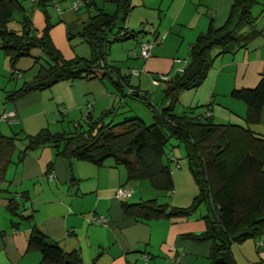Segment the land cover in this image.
<instances>
[{
  "label": "crops",
  "instance_id": "0c3cea01",
  "mask_svg": "<svg viewBox=\"0 0 264 264\" xmlns=\"http://www.w3.org/2000/svg\"><path fill=\"white\" fill-rule=\"evenodd\" d=\"M129 1V9L119 26L141 32L107 44L104 60L110 68L125 75L129 85L147 94L153 91L147 95L149 100L160 102L163 83H151V78L182 67L189 44L208 25L216 29L224 24L232 0ZM17 2L21 10L11 12L7 28L18 32L23 16L37 33L48 23V36L64 59L88 57L90 48L83 29L89 18L97 9L107 14L115 11L114 3L104 0H84L75 8L73 0ZM249 14L250 27L255 31L253 38L243 47L215 57L201 84L178 94L174 111L193 109L196 114L208 112L214 123L244 125L246 106L229 93L233 89L252 88L264 76V0H253ZM149 40L154 44L148 57L129 54L138 51L141 41ZM37 54L33 50V55ZM15 67L20 76L12 78L0 51V113L15 112L12 122H0V133L4 135L22 137L42 128L52 133L68 132L84 114L94 118L110 107L114 111L107 120L113 123L132 115L145 124L144 120L151 122L150 112L145 110L142 115L133 112L138 99L120 96L113 83L117 79L114 73H110L111 77L64 80L8 99L7 92L33 76L36 62L23 57ZM248 127L264 136V106L258 121L248 123ZM21 148L22 141L10 153L0 181V264L40 261V251L28 246L32 228L64 252L78 253L83 264H207L210 242L193 239L205 229L199 212L140 219L122 208L123 202L150 198L167 206H187L195 187V184L191 187L194 182L187 169L185 172L172 169V196L168 197L147 179L128 178L125 168L111 160L97 165L67 158L48 144L25 151ZM172 151L169 149L167 155L173 154ZM117 188H126L130 193L117 197ZM160 191L164 193L163 199L159 198ZM91 215H101L105 222L88 220ZM231 253L236 264H264V244L256 248L253 239L232 244Z\"/></svg>",
  "mask_w": 264,
  "mask_h": 264
},
{
  "label": "trees",
  "instance_id": "16d2710c",
  "mask_svg": "<svg viewBox=\"0 0 264 264\" xmlns=\"http://www.w3.org/2000/svg\"><path fill=\"white\" fill-rule=\"evenodd\" d=\"M104 1L113 2L115 11L107 14L97 9L89 18L83 29L89 56L64 59L48 36V23L37 33L23 16L19 31L9 30L6 23L11 12L20 11L21 6L17 0H0V51L11 70L10 77L20 76L15 67L20 58L31 57L36 62L33 76L7 92L6 97L14 99L64 80L111 77L110 73H114L117 79L113 83L120 96H134L145 104L151 122L145 124L132 115L113 123L107 120L114 111L110 107L97 117L86 116L83 124L77 122L68 132L52 133L42 128L22 137L0 133V181L16 142L22 141L21 151L48 144L67 158L97 165L110 159L125 168L128 178L147 179L155 189L168 191L172 188L171 171L178 161L175 157L171 160L167 151L182 146L186 168L197 189L191 203L175 207L150 198L123 202V211L140 219L184 216L203 202L205 208L198 214L205 229L193 239L210 242L207 264H236L232 244L246 239H253L256 248L264 244L256 245L258 239L264 240V136L248 127V123L258 121L264 106V76L252 88L233 89L229 93L246 106L244 125L214 123L208 115L196 114L193 109L177 113L174 106L181 91L201 84L215 57L233 52L253 38L255 31L250 27L249 14L253 0H232L224 24L216 29L208 25L189 44L181 71L175 68L164 80L158 79L159 74L151 78L163 83L161 99L156 104L150 102L146 91L129 85L125 75L106 64L107 44L126 36L135 37L141 31L130 32L119 26L129 9V0ZM33 50H37V56ZM171 139L175 143L168 149ZM28 246L40 251L37 264H83L78 253L64 252L35 228L30 231Z\"/></svg>",
  "mask_w": 264,
  "mask_h": 264
},
{
  "label": "built area",
  "instance_id": "2783aa9c",
  "mask_svg": "<svg viewBox=\"0 0 264 264\" xmlns=\"http://www.w3.org/2000/svg\"><path fill=\"white\" fill-rule=\"evenodd\" d=\"M51 1H54V0H51ZM84 0H73L72 2V7L75 8L77 7L79 4L83 3ZM154 44V41L152 40H149V41H141L139 43V49H138V52L137 53H134V52H130L131 55L133 54H136L138 57L140 58H146L149 56V51L151 49V47L153 46ZM176 71H181V68L178 67L176 68ZM132 73L136 74L137 72L136 71H132ZM158 79H166V76L164 74H159L158 75ZM152 83H156V79H152L151 80ZM206 115H208V112L205 113ZM15 112L13 110H5L3 112L0 113V122H5V123H10L12 122L14 119H15ZM170 159L173 160L174 157L171 155L170 156ZM178 165L175 164V167H177ZM130 193V190L126 189V188H117L115 190V195L117 197H124V196H128ZM90 221H94V222H105V219L103 216L101 215H98V216H94V215H91L89 216V219ZM264 242V240L261 238V239H258L256 241V245H261L262 243Z\"/></svg>",
  "mask_w": 264,
  "mask_h": 264
},
{
  "label": "rangeland",
  "instance_id": "374dc122",
  "mask_svg": "<svg viewBox=\"0 0 264 264\" xmlns=\"http://www.w3.org/2000/svg\"><path fill=\"white\" fill-rule=\"evenodd\" d=\"M129 40H131V39H126V40H124V41H129ZM123 41V42H124ZM116 43H118V42H116ZM113 44V43H112ZM17 63V62H16ZM16 65V64H15ZM173 71H175V68H174V70ZM173 71H171V72H169L168 73V76H170V75H172V73H173ZM35 72V71H34ZM167 75V74H166ZM28 78H30V77H28ZM16 80V79H15ZM18 81H20L21 82V80H20V78H18ZM160 86V85H159ZM159 86H157V87H159ZM152 94L153 93V91L152 92H148V94ZM0 94H1V92H0ZM147 94V95H148ZM152 103H154V104H156V103H158L157 101L158 100H150ZM140 103V104H139ZM139 103H137L136 105H134V107H133V112H136V113H139L140 115H142L143 114V112L146 110V111H148V112H150L149 111V109H148V107L145 105V104H143L141 101H139ZM197 112H199V110H197ZM86 117V115L84 114L83 116H82V118L80 119V123H84V118ZM145 122H146V124L147 123H149V121L148 120H144ZM1 123H5V122H1ZM20 142L19 141H17L16 142V144H19ZM174 144L175 143V140H173V139H171L170 141H169V143H168V149H169V146L170 145H172V144ZM172 153L173 154H171L173 157H175V158H177V160L176 161H178L177 162V164H178V166L177 167H175L174 169L175 170H183V172H185L186 171V165H185V159H184V157H183V155H184V151H183V148H182V146H177V147H173L172 148ZM108 160H110V159H108ZM173 169V170H174ZM188 171V170H187ZM192 186H194V183L193 184H191V187ZM196 191H197V189H196V186L195 187H193V195L192 196H194L195 195V193H196ZM165 193H166V195L168 196V197H170V196H172V194H171V191L170 190H168V191H165ZM164 193L162 192V191H160L159 192V198L161 199L162 198V195H163ZM192 198L193 197H191L190 198V202L189 203H191V201H192ZM163 199V198H162ZM188 203V204H189ZM204 203L203 202H200L199 204H197V206L195 207V210H193L192 211V213H197V212H203V210H204Z\"/></svg>",
  "mask_w": 264,
  "mask_h": 264
}]
</instances>
